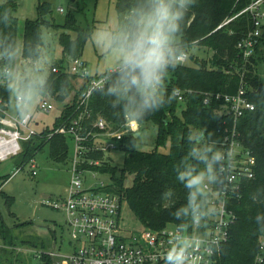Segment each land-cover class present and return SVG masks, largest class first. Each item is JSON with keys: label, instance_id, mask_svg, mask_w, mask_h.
<instances>
[{"label": "trees", "instance_id": "obj_1", "mask_svg": "<svg viewBox=\"0 0 264 264\" xmlns=\"http://www.w3.org/2000/svg\"><path fill=\"white\" fill-rule=\"evenodd\" d=\"M252 0H196L182 21V30L175 36L178 42L173 41L177 50L189 51L193 45H200L214 52L211 59H196L197 66L179 64L174 70L170 69L166 78L165 95L180 90L184 93V100L180 102L177 95L171 103L164 104L159 110L145 117L143 123L153 122L157 125L156 147L151 151L136 150L137 139L132 141L131 135L123 138L120 147L126 150V157L122 168L111 163L99 166H84L91 170L112 177L108 190L122 195L135 216L144 227L160 229L169 223L190 224L193 222L191 210L188 214L182 208L188 204L190 190L177 179V170H183L181 161L187 160L196 164L197 161L189 155L193 142L188 140V134L197 130L204 131L207 143L220 139L217 132L223 116L220 114V103L210 106L204 105V93H235L242 79L248 83L250 100L255 104V110L247 113L239 122L242 140L257 157L256 177L247 183L241 199L236 202L235 209L238 220L231 229L230 241L225 245L221 264H258L257 257L261 252L264 231L259 226L264 225V219L257 221L258 212H264V83L258 73L264 65V33L259 38V45L255 54L249 60L243 58L237 47L239 40L244 38L253 28V21L249 13L239 14ZM13 0L0 4V54L6 57L7 64L15 71L17 65V38L18 18L14 15L16 5ZM117 11L124 15L120 29L113 33V37L124 36L133 31L141 12L147 11L150 0H116ZM39 18L27 20L23 33L22 55L24 58L37 59L40 56L42 40V27L44 16L52 13L49 1L39 0L37 6ZM239 14V15H238ZM237 15V16H236ZM236 16L227 24V19ZM7 17V18H5ZM76 13L70 12L64 25L65 28L59 36V42L65 58L77 59L83 54L87 41L93 34V28L79 29ZM223 25L221 28H218ZM68 27V28H67ZM76 30V36L71 31ZM113 40V38H112ZM112 47L113 43L111 44ZM11 56V59H9ZM65 58L59 61L60 68L65 66ZM194 58V57H192ZM63 69V68H62ZM127 73L126 67L116 72L104 74L93 73L92 79L108 76L103 88L96 89L89 99V117L84 120L85 126L97 131L94 123L100 117L105 118L109 124L120 127L126 123L127 117L123 105L127 101H120L113 106L116 93L110 89L120 88L121 78ZM76 81H81L78 89ZM89 83V82H88ZM86 81L69 72H51L39 88L40 96L58 102H65L62 114L57 118L51 129L47 127L41 131L44 136L34 137L23 144V151L14 157H21V166L35 158L37 152H42L49 145V156L55 161H64L69 153V136L54 134L47 137L51 131L68 120L77 116L76 111L80 102L81 92L86 88ZM192 90V92H187ZM72 93H75L73 97ZM9 91L8 94L9 95ZM6 96V94H5ZM81 112V111H80ZM170 141L171 150L168 153L159 151L158 147ZM93 140L87 142L91 146ZM216 148V145H215ZM215 150V149H214ZM211 155V154H209ZM103 152L90 151L86 158L102 160ZM204 167L199 164V171ZM128 175H133V183L125 187ZM259 190V191H258ZM253 194L259 196V201L253 199ZM201 214L208 210L205 193L197 196ZM13 199H8L9 206ZM0 227L7 241L4 230H9L2 222ZM29 245H34L26 242ZM42 245H45L42 242ZM264 255V253H263ZM36 264H53L52 259L43 255ZM264 264V262L262 263Z\"/></svg>", "mask_w": 264, "mask_h": 264}, {"label": "built area", "instance_id": "obj_2", "mask_svg": "<svg viewBox=\"0 0 264 264\" xmlns=\"http://www.w3.org/2000/svg\"><path fill=\"white\" fill-rule=\"evenodd\" d=\"M61 11L63 12V9ZM246 12L252 18L253 28L238 41L237 47L243 58L249 60L254 56L260 43L259 38L264 33V0H252L239 14ZM236 16L227 19L223 24L229 23ZM261 49H264V46H261ZM187 60L182 64H186ZM6 61V57L0 54V73L12 69ZM63 70L89 82L81 92L76 109L78 115L71 116L47 136L66 135L76 143V157L67 194L57 199L45 200L46 205L64 214L71 235L70 250L64 251L63 244H59L55 238L46 252L38 253L40 260L43 255H47L53 264H166L169 249L188 241L199 246L198 252L188 248L189 264H221L222 251L230 241L231 229L238 220L235 204L241 199L247 183L256 177L257 157L242 140L239 129L241 118L255 110V104L249 97L250 87L245 79H242L235 93H204V105L220 103L219 112L223 116L217 130L220 139L213 142L217 149L231 157L232 163L230 171L219 173L220 179L223 180L221 184L207 185L202 189L208 203V210L202 213L205 215V222L201 220L190 224L169 223L160 229L143 227L141 230H128L121 224L122 204L127 202L126 199L109 191L111 184L102 182L99 186L85 187L84 173L99 170L81 166L85 162L89 166H101L102 160L88 159L84 154L90 151H101L105 154L110 149L118 148L115 142L121 145L123 138L128 136L119 130L121 126L116 128L103 117L94 123L96 132L84 124L85 118L90 115V97L96 89L104 87L108 77L90 80L94 75L93 71L81 58L70 59L69 64L61 68L53 66L50 73ZM258 76L264 83V65ZM8 91L12 93L8 89L7 80L0 74V162L18 156L23 151V142L42 136L43 129H38L40 122L35 120V115L55 107L49 98L40 96L33 111L29 110L31 99L21 109L16 97L17 111L10 113L11 101H6ZM187 92L191 93L192 90ZM176 95L180 102L184 100L182 91L178 90ZM112 128L116 130H111ZM102 138L109 139L111 143L103 145L100 142ZM89 140H93V147L87 145ZM79 156L85 159L79 160ZM26 165L31 166L33 175L38 174L37 162L32 158L19 166L13 175ZM212 209L215 211L207 217L206 213ZM209 248L212 250L211 255L208 254ZM260 248L262 253L257 257L258 264L264 262V239Z\"/></svg>", "mask_w": 264, "mask_h": 264}, {"label": "rangeland", "instance_id": "obj_3", "mask_svg": "<svg viewBox=\"0 0 264 264\" xmlns=\"http://www.w3.org/2000/svg\"><path fill=\"white\" fill-rule=\"evenodd\" d=\"M7 0H0V4ZM49 1L52 5V13L44 16L42 27L43 46L40 56L37 59L24 58L22 55L23 33L27 20H37L39 18L37 6L39 0H13L16 5L14 15L18 18V38H17V65L15 71L25 79L44 80L49 76L51 68L59 65V61L64 59L63 49L59 42V36L63 29L58 28L65 24L70 12L76 13L79 29L93 28V34L87 41L81 60L89 65L93 73L104 74L116 72L117 69L125 68L121 63V53L116 47H112L113 33L118 31L124 15L117 11L116 0H41ZM63 9V12L61 11ZM68 28V27H67ZM76 36V30L71 31ZM179 37H174V42H178ZM214 52L200 45H193L189 51L187 66L195 67L196 59L209 60ZM194 57V58H192ZM69 58H65L64 65H68ZM59 67V66H58ZM108 77V76H107ZM78 89L81 81L75 82ZM75 93H72V97ZM11 101L10 113L17 111L16 93L12 91L6 96ZM40 98L39 88L31 95L29 110L33 111L35 104ZM51 100V99H50ZM52 101V100H51ZM55 105L50 111L36 113L35 120L40 122L39 130L46 127L53 128L57 118L62 114L66 101H52ZM66 121V120H64ZM63 121V122H64ZM133 123L132 117H127L126 123L121 125V130L125 135L128 132V124ZM117 128V127H116ZM45 130V129H44ZM43 130V131H44ZM111 130H116L112 128ZM54 131H51L52 133ZM141 132L144 135L137 139L136 150L151 151L156 147L157 125L153 122L142 123ZM42 136H44L42 134ZM48 136V135H47ZM49 138V137H48ZM107 146L111 141L107 138L100 140ZM108 150L101 166L111 163L117 168H122L126 157V150L120 147ZM24 144V142H23ZM69 153L64 161H55L50 158V147L47 145L42 152H37L35 160L37 162V175L32 174L29 165L16 172L21 164V157H11L0 162V215L1 222L9 229L4 230L7 241L4 239L0 227V264H36L40 262L38 253L46 252L52 246L55 238L59 244H63V250L69 251L71 235L64 214L45 204L46 199H57L64 197L71 183V170L76 157V143L68 138ZM90 147H93L91 145ZM88 147V150L90 149ZM86 148V147H85ZM159 151L168 153L171 150L170 141L158 147ZM87 151V150H86ZM89 153V152H88ZM88 153L84 156H88ZM85 157L79 156V160ZM87 166V162L82 164ZM81 165V166H82ZM110 165V164H109ZM99 166V167H101ZM86 170V169H85ZM133 175H128L125 180V187H130L133 183ZM102 182L111 184L112 177L101 172L84 173L85 187L99 186ZM45 195H49L47 198ZM12 198L13 203L9 206L8 199ZM122 225L128 230H141L140 223L129 204H122ZM28 240L34 245L23 242ZM42 242L45 245H42Z\"/></svg>", "mask_w": 264, "mask_h": 264}, {"label": "clouds", "instance_id": "obj_4", "mask_svg": "<svg viewBox=\"0 0 264 264\" xmlns=\"http://www.w3.org/2000/svg\"><path fill=\"white\" fill-rule=\"evenodd\" d=\"M195 3L196 0H150V8L139 14L135 29L124 36L113 37V46L120 51L121 63L126 67L127 73L121 78L120 88L110 91L116 93L113 106L120 101H127L123 107L126 114L131 113L133 120V123L127 125L132 141L144 135L141 126L145 117L164 104L171 103L177 94L174 89L170 95H165L166 78L170 69L174 70L188 59V52L175 49L173 40L181 32L182 21ZM0 74L7 80L8 89L16 93L21 109L25 107L33 91L43 84L42 78L25 79L12 69ZM188 140L193 142L189 155L197 163L192 164L185 157L181 161L183 170H177V179L190 190L188 204L182 211L188 214L191 210L194 222H205L197 196L202 194L205 186L223 182L219 173L231 170V157L215 148V142L207 143L203 130L190 132ZM200 163L204 167L197 171ZM253 199L259 201V196L253 194ZM214 211L212 209L207 212L206 216ZM255 219H264V212H258ZM259 230L264 231V225L259 226ZM190 247L195 252L199 251L197 244L188 241L170 248L166 264H189ZM208 254H212L211 248L208 249Z\"/></svg>", "mask_w": 264, "mask_h": 264}, {"label": "water", "instance_id": "obj_5", "mask_svg": "<svg viewBox=\"0 0 264 264\" xmlns=\"http://www.w3.org/2000/svg\"><path fill=\"white\" fill-rule=\"evenodd\" d=\"M49 195H45V197L47 198Z\"/></svg>", "mask_w": 264, "mask_h": 264}, {"label": "crops", "instance_id": "obj_6", "mask_svg": "<svg viewBox=\"0 0 264 264\" xmlns=\"http://www.w3.org/2000/svg\"><path fill=\"white\" fill-rule=\"evenodd\" d=\"M45 128H46V127H45ZM45 128H43V130H44Z\"/></svg>", "mask_w": 264, "mask_h": 264}]
</instances>
